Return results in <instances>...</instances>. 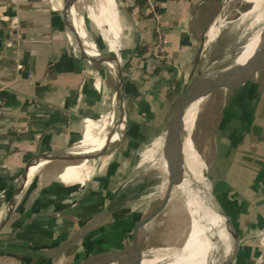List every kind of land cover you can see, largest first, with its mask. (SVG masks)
I'll return each mask as SVG.
<instances>
[{"label":"crops","instance_id":"0c3cea01","mask_svg":"<svg viewBox=\"0 0 264 264\" xmlns=\"http://www.w3.org/2000/svg\"><path fill=\"white\" fill-rule=\"evenodd\" d=\"M62 1L0 0V220L25 166L37 155L82 154L106 144L104 132L110 127L112 138L119 135L114 142L121 136L122 141L112 160L94 170L87 161L31 162L0 230V264H74L92 244L130 236L134 226L157 209V199L123 203L130 165L140 143L151 141L160 112L192 83L206 29L224 3L154 0L151 12L146 0L142 5L121 0L120 29L114 0H104V40L114 53L120 42L125 71L123 117L116 126L111 117L104 120L111 114L119 77L104 69L114 66L86 40L83 20L74 8L68 6L61 14ZM261 18L263 23L264 14ZM65 19L99 67L80 57ZM90 19L100 26L95 15ZM159 37L166 63L150 54ZM253 79L235 94L218 98L223 102L210 129L207 161L218 209L238 240L230 249L226 228L214 233L224 218L213 212L209 234L226 253L215 255L216 243L204 239L201 264H217L220 258L221 264H264V88ZM148 142L141 159L147 164L161 151L162 139L151 146ZM77 146L91 148L75 151ZM188 192L192 222L197 205ZM161 218V213L152 218L155 225Z\"/></svg>","mask_w":264,"mask_h":264},{"label":"rangeland","instance_id":"374dc122","mask_svg":"<svg viewBox=\"0 0 264 264\" xmlns=\"http://www.w3.org/2000/svg\"><path fill=\"white\" fill-rule=\"evenodd\" d=\"M222 6L223 9H221L220 15H218L215 20L212 19V23H210V26L208 29H206L203 42L204 46H202L199 50L198 58L194 67L192 82L197 78L198 72L203 75H213L220 70L230 67L234 63L235 58L242 52L241 50L243 49L244 51L240 55L238 63H245L248 57V50L257 46L258 44L256 35L262 28L261 17L262 14H264V0L257 4L255 3V0H224ZM104 7V0H81L78 2V4H76V6H73L77 15L83 20L86 40L95 46L100 55L111 57V65L124 67V63L120 57V42L118 43L117 51L114 53L111 52L108 44L104 40V34L108 29L103 21L105 16H102L101 14V11ZM114 8L116 11L117 25L120 29H122L121 19L119 16L121 10V0H114ZM90 14H93L99 18L101 23L100 26L90 19ZM215 25H217L216 38L214 41L208 43V30L210 27L212 28ZM105 67L107 68L108 66ZM107 71L111 73V75L116 80H118L114 71ZM253 82L260 83L261 88H264V68L253 79ZM181 93L173 97L166 108L160 112L157 120L161 114L164 113V111L167 110L169 113L172 112L173 107ZM229 98L228 100H230ZM221 102H223L222 99H216L209 102H201L200 104L199 102L195 103L191 111L188 129L183 126L180 136L181 159L179 165L180 173L178 177V185L182 184L185 180L187 181V188L185 187V191H189L188 193H190L196 199L200 209L204 213L205 219L212 218V216H214L213 212L218 214L217 211H219L216 200L212 193L213 185L209 174L210 172L207 161L211 152V141H213L211 138L212 136L210 135V129H212V127L214 128L216 121L218 120L220 111L216 105ZM115 105L116 97L113 102L111 114L109 113V115L105 117L106 119L104 121L109 122L111 115L115 111ZM210 107L214 109L210 113L208 129L206 123L204 122V118ZM122 117V113L117 111L115 114V119L118 120V126L121 125ZM108 132L109 130L107 129L104 132L105 135H107ZM119 132L121 136L124 133V128ZM121 141L122 136L121 138L119 137V140L113 144L111 153L94 162L93 164H89L92 165L90 168L94 170L95 167L97 168L100 165H106L108 162H110L112 160V156L110 155L118 149ZM146 142L140 143V147L138 146L137 148L139 155L133 158L134 160L130 165V173L127 177L128 180L125 183L126 195L123 202L124 204H134L145 199L148 202L154 201V199H157V203H161L163 201L164 193L160 186V180H164V175L161 170V166L158 167L157 165L142 163L141 161L143 152L142 150H144L142 146H146ZM149 142L151 143V141ZM190 143H192L193 150L198 156V160H196V164L193 167L190 166L191 164L188 165L184 153V146H188ZM78 150H80V146H77L75 149V151ZM209 199L212 205H214V209L212 208L213 206L211 207ZM186 200L187 199L184 194H179L178 199L173 200V203L176 206V212L174 214V218L172 219V224L169 226V232L167 235L162 234L164 229L163 218H161V220L152 228L151 231H141V241L146 242L145 244L147 245L152 244L149 245L148 248L150 249L148 252H146L145 256L151 257L152 251L157 252L156 254H161L164 253L163 251L167 252L170 250V252L173 253L175 251L182 252L184 250L189 238V234L192 230L191 216L186 207ZM120 203L122 204V202ZM218 228L225 230V224H223V226H218L214 230V233H217L218 230H220ZM151 237L153 239L152 241L148 242L145 240L146 238ZM214 243H216L215 245H217L219 250L215 255H219L220 252L219 256L221 257V250H223V246L215 239L214 241L213 239L210 240V244ZM169 255L171 256V254Z\"/></svg>","mask_w":264,"mask_h":264},{"label":"water","instance_id":"95a60500","mask_svg":"<svg viewBox=\"0 0 264 264\" xmlns=\"http://www.w3.org/2000/svg\"><path fill=\"white\" fill-rule=\"evenodd\" d=\"M77 0H63L61 4V14L63 15V10L68 7L74 6V3ZM65 25L68 28L71 39L78 49V53L80 57L88 63L92 65V68L99 67L97 63H95L91 57L86 54V51L83 47V43L78 37L73 25L65 19ZM262 28L260 30L259 42L257 45L256 51L253 55L246 61L244 65H237L236 60L240 56V53L234 60V63L223 70L213 74V75H203L198 73L197 78L180 94L175 103L173 110L171 113L164 111L161 114L159 119L157 120L156 127L154 129L150 146L157 140L162 139V147L161 151L155 155V158L152 162H149L150 165L161 166V170L163 172L164 180H160V186L163 190L164 197L161 204L157 207V209L151 213L147 218L138 222L130 236H124L114 242L108 243H94L91 246L87 247L82 256L79 257L74 264H88L92 260H94L98 255L101 254H112L122 256L127 258L133 264H142V260L149 251V245L145 244L146 242H142L139 236V228L142 223L149 221L154 218L157 214L161 213L162 218L164 219L163 223V232L162 234L167 235L169 232V226L172 224V219L174 218V214L176 212V206L173 203V200H177L178 197L173 194V189L178 185V177L180 173V159L177 158L176 152L174 150V146L176 144L180 145L181 152V131L184 126V116L187 109L195 103L199 104L201 102H208L213 99L224 98L230 95L235 94L244 88L264 67V22L261 24ZM109 63L112 62V58L109 56H103ZM105 70H112L116 73L117 77L120 79L117 81V92H116V105L114 108V112L111 115V123L115 121L117 126L118 120L115 119V114L118 111L122 112V107L124 103V82H125V71L123 67L114 66L104 68ZM198 104V105H199ZM169 108V107H168ZM112 126V125H111ZM169 126L174 127V131L171 134H167L165 132V128ZM113 135V127H110L106 144L104 148L89 156H72V154L76 153H49V154H39L28 163L23 173L21 174L16 190L14 192L13 198L9 203L8 208L6 209L2 219L0 220V230L4 226V224L9 219L15 203L22 191V188L26 182V171L31 162L34 160L47 158V161L57 160L63 161L68 164H77L82 161H87L88 164H93L99 159L109 155L111 153L112 146L115 142L111 141ZM163 163H165V169L163 168ZM218 215L224 218V224L226 230L230 233V249L234 245V243L238 240L237 235L234 233L229 223L226 221L224 215L217 211ZM163 238V237H162ZM146 241H152L151 238H146ZM226 253V250H221V257ZM217 264L222 263V258Z\"/></svg>","mask_w":264,"mask_h":264},{"label":"bare ground","instance_id":"6f19581e","mask_svg":"<svg viewBox=\"0 0 264 264\" xmlns=\"http://www.w3.org/2000/svg\"><path fill=\"white\" fill-rule=\"evenodd\" d=\"M261 2H262V0H255L256 4L261 3ZM73 17H74V14H73ZM216 27H217V25H215L212 28L211 27L209 28V30H208V43L215 40L216 34H217V28ZM259 33H260V31H258L257 34L259 35ZM258 42H259V39H258ZM256 49H257V46L252 47L248 50L247 60L253 55V53L256 51ZM241 51L243 53L244 49ZM239 57L236 60V64L237 65H244L246 62L243 64L238 63ZM193 106H194V104L187 109L185 116H184V127L186 129H188V124H189L190 115H191V111L193 109ZM173 131H174V127L169 126L168 134L173 133ZM118 136L119 135H117L116 137H113L111 141L114 142V140L116 138H118ZM186 142H187V139H186ZM104 146H105V143L99 147L92 149V150L84 151V152H82V154L81 153H76L75 155L72 154V156H82V155L83 156H89V155H92L96 152L101 151V149H103ZM185 146H186V148H185ZM185 146H184V153H185V157H186L185 159H187L188 165L191 164L190 166L193 167L196 164V160H198V158H197L198 156L195 154V152L193 150L192 143H190L188 146L187 145H185ZM90 148L91 147H82L80 150H85V149H90ZM174 150L176 152L177 158H179L181 156L180 145L176 144L174 146ZM84 154H89V155H84ZM46 159L47 158H44L41 162L46 161ZM35 168L37 169L38 167H35ZM30 178H31V175H29V179ZM186 185H187V181L185 180L182 184L175 186L173 189V194L177 197L179 194L186 195V193H187L185 191V189L187 188ZM209 201H210V199H209ZM196 205H197V207H196L194 217L192 220V230L189 234V238L187 241V244L189 242L188 246L184 247V250L182 252L175 251L173 253H171L169 250L167 252L163 251L164 253H161V254L160 253L156 254L157 252H154V251L151 252V250H150V252L153 254V256H152V254H151V257L150 256H144V258L142 260V264L143 263H150V264H175V263H178V264H183L184 262H187L188 264H201L202 241L204 239L206 240V242L208 240L210 241V240H212V237H210L211 235L209 234V230H210V227L208 225L209 224V218L205 219L204 213L200 209L197 201H196ZM210 205H211V207L213 206L212 207L213 209L215 208L214 205H212L211 201H210ZM201 224H203V225H201ZM154 226H155L154 219H150L149 221L142 223L140 228H139L140 229L139 230V236L141 234L140 231H145V232L151 231ZM169 254H171V256ZM168 256H170V257H168ZM88 264H133V263L130 262V260H128L127 258H124L122 256L104 254V255H100V256L96 257L94 260H92Z\"/></svg>","mask_w":264,"mask_h":264},{"label":"built area","instance_id":"2783aa9c","mask_svg":"<svg viewBox=\"0 0 264 264\" xmlns=\"http://www.w3.org/2000/svg\"><path fill=\"white\" fill-rule=\"evenodd\" d=\"M147 1V5L149 8V11L154 12L155 11V1L154 0H146ZM162 42H161V38H158V41L156 42V44H154L151 48H150V54L152 57H154L155 59L162 61V62H167V59L164 57V55L162 54ZM119 60V58H118Z\"/></svg>","mask_w":264,"mask_h":264},{"label":"trees","instance_id":"16d2710c","mask_svg":"<svg viewBox=\"0 0 264 264\" xmlns=\"http://www.w3.org/2000/svg\"><path fill=\"white\" fill-rule=\"evenodd\" d=\"M136 2H137V4H140V5H142L143 3H144V1H142V0H136ZM220 104L221 103H219V104H217L216 106H218L217 108H219L220 107ZM212 112V111H211ZM210 110L208 109V111L206 112V114H205V118H204V122L206 123V126L209 128V123H208V121H209V118H210ZM217 122V121H216ZM206 127V128H207ZM196 201V200H195ZM189 207V206H188ZM189 209V208H188ZM191 210V208L189 209V211Z\"/></svg>","mask_w":264,"mask_h":264}]
</instances>
